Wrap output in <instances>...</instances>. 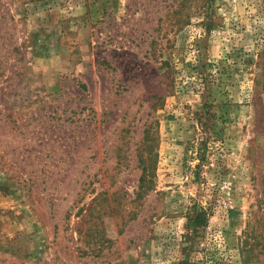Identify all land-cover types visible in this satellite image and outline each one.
<instances>
[{"label": "rangeland", "instance_id": "obj_1", "mask_svg": "<svg viewBox=\"0 0 264 264\" xmlns=\"http://www.w3.org/2000/svg\"><path fill=\"white\" fill-rule=\"evenodd\" d=\"M0 264H264V0H0Z\"/></svg>", "mask_w": 264, "mask_h": 264}, {"label": "trees", "instance_id": "obj_2", "mask_svg": "<svg viewBox=\"0 0 264 264\" xmlns=\"http://www.w3.org/2000/svg\"><path fill=\"white\" fill-rule=\"evenodd\" d=\"M198 220H199L198 215H196V216L193 218L192 223H194V225L200 223V221H198Z\"/></svg>", "mask_w": 264, "mask_h": 264}]
</instances>
